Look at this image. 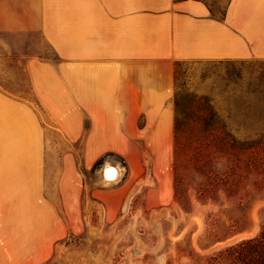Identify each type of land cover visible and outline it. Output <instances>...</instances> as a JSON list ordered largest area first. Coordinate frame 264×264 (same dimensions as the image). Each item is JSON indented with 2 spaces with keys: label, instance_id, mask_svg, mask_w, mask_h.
Listing matches in <instances>:
<instances>
[{
  "label": "rangeland",
  "instance_id": "374dc122",
  "mask_svg": "<svg viewBox=\"0 0 264 264\" xmlns=\"http://www.w3.org/2000/svg\"><path fill=\"white\" fill-rule=\"evenodd\" d=\"M40 12L0 0V92L36 114L2 117L0 142L19 151L0 152V264H226L219 252L264 225V59L180 63L177 84L211 100L220 138L176 148L173 125L169 141L156 130L166 115H137V135L112 129L121 150L89 153L90 117L79 130L32 88L29 65L59 59ZM106 165L116 180L102 182Z\"/></svg>",
  "mask_w": 264,
  "mask_h": 264
},
{
  "label": "crops",
  "instance_id": "0c3cea01",
  "mask_svg": "<svg viewBox=\"0 0 264 264\" xmlns=\"http://www.w3.org/2000/svg\"><path fill=\"white\" fill-rule=\"evenodd\" d=\"M215 3L26 0L29 9H41L43 35L59 57L57 64L29 65L36 97L49 115H76L79 130L82 115L90 117L89 153L121 150L109 145L112 129L137 135V115H166L156 130L164 126L169 141L176 63L264 59V0ZM3 115L36 114L0 92V141ZM4 149L17 153L19 146L0 142ZM6 162L14 165L5 180L18 183L17 155Z\"/></svg>",
  "mask_w": 264,
  "mask_h": 264
},
{
  "label": "trees",
  "instance_id": "16d2710c",
  "mask_svg": "<svg viewBox=\"0 0 264 264\" xmlns=\"http://www.w3.org/2000/svg\"><path fill=\"white\" fill-rule=\"evenodd\" d=\"M180 63L174 66L173 139L176 148H186L197 144L200 136L220 138L225 132L211 100L204 95L187 93L177 84ZM219 142L223 144L224 139ZM217 257L226 264H264V225L256 236L225 248Z\"/></svg>",
  "mask_w": 264,
  "mask_h": 264
},
{
  "label": "bare ground",
  "instance_id": "6f19581e",
  "mask_svg": "<svg viewBox=\"0 0 264 264\" xmlns=\"http://www.w3.org/2000/svg\"><path fill=\"white\" fill-rule=\"evenodd\" d=\"M118 177V169L112 165H106L102 170V182L114 181ZM106 183V182H105Z\"/></svg>",
  "mask_w": 264,
  "mask_h": 264
}]
</instances>
